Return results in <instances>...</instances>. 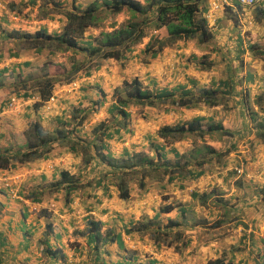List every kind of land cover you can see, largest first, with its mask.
<instances>
[{"label":"crops","instance_id":"obj_1","mask_svg":"<svg viewBox=\"0 0 264 264\" xmlns=\"http://www.w3.org/2000/svg\"><path fill=\"white\" fill-rule=\"evenodd\" d=\"M8 3L9 0H0V52L11 46L12 30L35 31L45 25L40 19V26L32 29L36 19H23L24 12H31L39 3L31 5L29 0H12L10 6ZM203 5L215 44L210 58L214 66L199 69L192 64L190 67L185 59L180 64L179 57L186 58L187 49L178 48L172 53L174 49L169 46L167 53L162 50L149 64L173 58L177 66L169 69L168 74H173V79L176 75L182 77L174 87L179 84L190 87L192 79L197 89L220 87L226 92L227 100L190 107L148 106L155 115H161L157 112L162 111L173 113L176 120L151 123L150 129L144 125L130 127L129 131L121 129L119 134L105 138L104 152L113 156L141 151L156 161L158 157L151 143L158 144L157 151L161 152L160 164L163 165L144 178L143 188L136 177L132 182L127 181L130 191L127 198L119 196L111 173L95 185L94 179L110 169L109 166L95 156L86 163L84 152L69 148L70 140L84 138L86 151L93 154L94 148L89 142L94 137L87 132L68 137L63 143H54L45 158L1 170L0 264H206L216 258L236 264H264V137L260 136V131L264 130V2L243 6L235 1L206 0ZM226 8H229L227 12ZM228 14L236 15L237 21ZM165 34L162 28L160 35ZM10 50L12 56L8 51L0 55V149L15 151L24 143L23 131L30 120L41 119L43 125L50 120L59 121L72 101L66 93L70 90L56 86L51 96L56 95V98L35 108L33 104L39 96L34 88L21 89L15 85H18L17 80L25 79L33 67H41L46 57L28 50ZM193 52L198 54V51ZM106 65L91 73L88 80L96 82L98 76L107 77L110 71L106 73ZM154 85L174 88L172 84L159 86L155 80L147 86ZM12 96L17 98L16 106L9 107ZM162 108L164 110L158 111ZM195 117H200L205 124H221L229 134L213 130L203 139L188 134L166 143L157 133L164 125L174 126ZM44 128L50 130V127ZM8 134L15 141L11 142ZM204 145L211 146L215 152L224 151L227 145L231 150L218 161L198 164L200 155L209 156ZM177 159L181 171L170 176V170L177 167L174 161ZM61 170L74 174L85 184L70 194L72 200L68 203L64 201L66 193L63 198L59 194L39 193L41 201H36L23 198L21 191L20 196L12 192L24 183L28 193L42 192L46 184L58 178ZM194 193H208L206 202L202 203ZM165 205L174 207L162 211ZM180 208L192 211L190 218L185 219V226L180 227L189 236L184 246L181 242L157 244L147 233L138 230L126 232L144 218L155 217L163 227L169 220L180 217ZM90 221L99 224L98 239L88 232ZM175 245L181 246L179 251ZM45 248L57 253L47 254Z\"/></svg>","mask_w":264,"mask_h":264},{"label":"trees","instance_id":"obj_2","mask_svg":"<svg viewBox=\"0 0 264 264\" xmlns=\"http://www.w3.org/2000/svg\"><path fill=\"white\" fill-rule=\"evenodd\" d=\"M31 5H36L39 1L43 2L42 19L49 17V12L46 11L47 6L52 7V10L58 14H64L65 22L60 31L54 30L49 33L46 27L43 26L34 32H26L12 30L10 35L14 38L9 41L11 46L9 49L0 52V55H5L6 51L13 53L10 49L28 50L32 52L42 53L44 50L49 55L56 53L68 52L70 66L64 67L63 64H55L49 59L42 62L41 67H33V71L28 72L25 79L17 80L15 85L21 89L34 88L35 94L39 96V100L34 102V107L38 108L52 96L55 87L65 85L74 79L82 76H88L93 71L98 70L109 59H114L123 65L131 57V53L135 50L137 44L141 43L143 38L148 36L150 30H160L164 28L166 34L163 37L151 34L147 43L141 51L143 58L141 61L147 63L151 58H154L166 46H171L178 41L195 40L199 46H207L213 44L212 29L209 27L208 20L205 16L206 7L203 3L206 0H90L86 5L81 4L78 0H69L66 6L59 4L56 0H29ZM12 7V5H11ZM228 7V6H226ZM18 8V7H12ZM229 8H226V12ZM21 10V8H19ZM124 12L127 18L117 23L112 20L107 30H100L97 35L87 33L91 28H99L102 21L109 14L114 18L117 14ZM228 16L237 21V16L228 14ZM256 19H259V15ZM12 56V55H11ZM28 65L29 62H26ZM211 62H207V55L204 54L198 59L199 69L211 68ZM51 68V71H50ZM62 68V70H61ZM188 84H179L174 88L168 87H149L144 85L138 77L132 79H124L121 86H117L113 90L114 102L108 107L107 111L110 116L116 118L118 126H108L105 122L100 121L92 126V137L90 140L94 153L89 154L86 150V141L84 138H76L70 140L69 148L75 152L81 150L86 158L84 161L88 163L92 156H95L99 161L110 167L98 179H94L95 185H99L102 179H107L109 174L116 178V183L119 188V196L127 198L129 196V188L127 181L132 182L133 177L138 178V185L144 187V178L152 172L158 171L160 164L161 152L157 151L158 144H152L153 150L156 152L158 159L150 157L144 152H126L125 155L113 156L110 152H104L106 147L105 138L112 134H119L120 130H131L129 123L130 113L126 110L131 105L141 107H162L170 105L173 107H190L199 103L214 105L224 103L226 92L220 87H201L196 88V82L189 80ZM86 111V110H85ZM84 111V112H85ZM74 118L77 117V125H81L85 119V113L80 108L73 109ZM83 113V114H82ZM63 126L69 125L67 121L59 120ZM84 127V126H83ZM82 126L78 128L81 130ZM213 130H219L221 134H229L219 123L210 124L203 123L200 117H195L185 123H178L174 126L164 125L158 129V135L166 143L180 140L189 135H195L198 138L202 137ZM77 132L75 127L65 130L64 128H56L53 130H44L38 120H30L27 128L23 131L25 137L24 143L18 150L10 151L9 149H0V171L10 169L16 165L33 162L37 159L45 158L53 149L54 143H63L67 140V136L73 132ZM11 142L15 141L14 137L7 135ZM77 136V135H76ZM260 136L264 137V130L260 131ZM80 139V140H77ZM207 154L198 157V164L207 162L208 160H220L224 155H227L231 148L221 152H215L211 146H205ZM175 165L170 170L169 174L179 172L181 167L180 160H174ZM188 162L189 161H185ZM185 164L184 166L186 167ZM159 165V166H158ZM183 166V167H184ZM182 167V168H183ZM163 171L167 172L165 168ZM85 186L80 183L78 177L71 174L67 170H61L58 173V178L45 185L47 191L64 189L66 193V202H70L72 198L70 194L76 190L82 189ZM54 187V188H53ZM49 188V189H48ZM41 192L35 191L24 195L26 199L41 201ZM205 194L194 193V197L205 203L207 196ZM173 205H165L162 211L172 209ZM180 217L178 219L169 220L163 227L157 218H144L142 221L132 224L129 230H138L147 233L150 239H153L157 244L172 245L181 242V246L187 244L188 234L180 227L185 226L192 211L188 208H180ZM152 229H149L150 226ZM88 232L92 234L94 239L99 238V224L90 221ZM166 228L167 230H163ZM174 228L169 231L168 229ZM142 233V234H143ZM117 240L120 239L118 234H114ZM175 245L177 251L180 247ZM45 253H52L56 250L50 248L44 249ZM57 255V254H56ZM64 259L65 255L60 254ZM206 264H236L232 261L225 262L222 258L209 260Z\"/></svg>","mask_w":264,"mask_h":264},{"label":"rangeland","instance_id":"obj_3","mask_svg":"<svg viewBox=\"0 0 264 264\" xmlns=\"http://www.w3.org/2000/svg\"><path fill=\"white\" fill-rule=\"evenodd\" d=\"M11 1L12 0H9L8 6H10ZM56 1H59V4H62V6H66L69 2V0H56ZM78 2H80L83 5H86L88 2H90V0H78ZM42 4H44V3L39 1V6L31 9V12L30 11H28L27 13L24 12L23 19H25L27 21H30V19H32V18L36 19L35 20L36 22L32 24L33 25L32 29L40 26L39 21H40V19H42L41 17H42L43 12H45ZM241 5H243V4H241ZM243 6H246V5H243ZM9 9H10V7H9ZM10 11L11 10H9V12ZM46 11H50L48 13L49 17L43 19L45 21L44 26L46 27L47 32L51 33L54 30L60 31L62 29V26L64 25L65 20H66L64 14H58V13L54 12L52 10V7H50V6H47ZM126 18H127V16H126V13H124V12L117 14L114 18H112L109 14H107V16L102 21L101 27L91 28L87 31V33L97 35L100 30L110 29V28H108V26L110 25V22L113 19L116 20L117 23L119 24V23L123 22ZM42 26L43 25H41L39 27V29ZM52 26H57V27H55V29H53ZM209 27L211 28L210 24H209ZM160 30H158V31L157 30H150L148 36L143 38L141 43L137 44V46L135 47V50H133V52L131 53V57L129 58L128 61H126V63L123 65V67L120 64V62H118L114 59H109V61H106V63H104L102 66L107 64L105 66L106 71H107L106 73H108L109 71L111 72V73L110 72L108 73L107 77L104 75H102V77L98 76L96 78L97 81L94 82L93 79H90V81L88 80V77L90 76V75H88V76H82L78 79H74L73 81L69 82L68 84L58 85V86L63 87L65 90H70L69 92H66V93L68 96H71L69 100H71L72 102L69 105L70 107L61 116L62 121L69 120V121H67V124H69V125H66V127H65V125L63 126L62 124H60L58 120H56V122L55 121L53 122V120H50L45 125H43V123L41 122L42 120L38 118L40 121V124L42 125V128L44 130H47L46 128H44V126H45V127H50V130H53V129L61 127V128H64L65 130H67V129L71 130L74 126L75 130L77 132L74 131L73 133L69 134V136H67V138H68V137H73L76 135L79 136V134H81L82 132H87L88 134L89 133L91 134L92 133V126H94V124H97L100 121L105 122L108 126L113 125L116 127V126H118V125H114V124H116V120H115L116 118H113L112 116H110V113H108L107 109L114 102L113 90L116 86L122 85V82H123L122 79H124V78L132 79L133 77H138L143 82L144 85H149V83H151L152 80H155L159 84V86L160 85L165 86V84H167V85L172 84V85H170L171 87L172 86L174 87L175 84H177L178 82H181L182 80L177 82V80H180L182 78L181 76L176 75V78L173 79V77H174L173 74H168L169 69H172L173 67L177 66V62L175 60H173V58L172 59H169V58L159 59L157 61H152L150 64H149L150 61H148L147 63H144L143 61H141L143 58L141 51L144 48L145 44L147 43L151 34L158 35L159 37H163L160 35ZM22 31H25V30H22ZM28 32L32 33L34 31H28ZM166 47H168V46H166ZM166 47L163 48V52H165ZM169 47L174 49V51L172 53H174L175 50L178 48H184L185 47L187 49V53L185 54V55H187V57L186 58H184V56H183V58L179 57L180 64L182 62H184V59H185V61H187L190 64L189 65L190 67H193V65H195V67H198V59L202 56V55L200 56L199 54L204 53L207 55V62H211L212 66H214V62H212V60H211L212 59L211 58L212 52H214V50H215V44L214 43L213 44H207V46L204 47L202 45L199 46L195 42V40H187V41L181 40L178 43H175ZM193 50L198 51V54L193 52ZM165 53H167V52H165ZM42 54L45 55V57H46L44 60L50 58V60L52 62H54L55 64L61 63V64H63L64 67L70 66V61L68 58L70 53H68V52L67 53L61 52V53H56L55 55L48 56L49 54L47 55V51L44 50L42 52ZM177 55L179 56L178 52H177ZM39 59H40V57H39ZM102 66L99 69H101ZM61 70H62V68H61ZM96 71H98V70L93 71V73H95ZM73 82L76 83V85L74 87H72V85H71ZM68 87H72L73 89H70ZM53 96L55 99L56 95H53ZM75 108H80L83 110V113H85V119L83 120V123L81 125H77V123H76V126H75V122H77V119H78L77 117L74 118L73 109H75ZM168 108L171 109V107H168ZM126 110L130 113L128 125L131 128H135L138 126L141 127L143 125L149 127V124H151V123H152V125L153 124L156 125V124H159L160 122L170 121L171 119L173 121L176 120L173 113L169 114V113L163 112L162 110H164V108L158 110V111H162V112H157V113H161V115L160 114L155 115L154 111L151 110L148 106L140 107L138 105H136V106L131 105L129 108H126ZM81 126H82V129L78 130V128H80ZM83 126H85V127H83ZM139 129H141V128H139ZM149 129H150V127H149ZM94 139H95V137H94ZM228 148L229 147L227 145L226 149H228ZM213 161H215V160H211L210 162H213ZM116 178H118V177H116ZM24 184L20 185L19 187L17 186V188H14V190L12 192H14V194L16 196H20L18 194L19 191H21L24 195L29 194L27 192L28 190L26 189L27 187ZM35 187H36V185H35ZM40 194H44V196H49V194H59L63 198V194H65V190L62 189V190H59L58 192H55V190H52L49 192V191H47V189H44V191H42ZM21 196L24 198L23 195H21ZM65 198H66V195L64 196V201H65Z\"/></svg>","mask_w":264,"mask_h":264},{"label":"built area","instance_id":"obj_4","mask_svg":"<svg viewBox=\"0 0 264 264\" xmlns=\"http://www.w3.org/2000/svg\"><path fill=\"white\" fill-rule=\"evenodd\" d=\"M223 1H224V3L235 1L239 4H243L246 6H254V5H257V4L264 2V0H223ZM71 85H72V87H74L76 85V83L73 82ZM50 100H54V96L51 97ZM16 102H17V98L15 96L10 97L9 103H8L9 107L16 106ZM237 171L239 172L240 170L238 169Z\"/></svg>","mask_w":264,"mask_h":264}]
</instances>
